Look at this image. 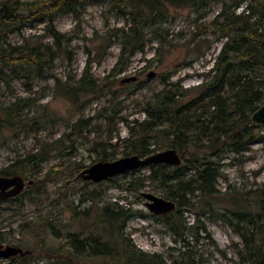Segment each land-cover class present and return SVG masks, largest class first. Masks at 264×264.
<instances>
[{
  "label": "rangeland",
  "instance_id": "1",
  "mask_svg": "<svg viewBox=\"0 0 264 264\" xmlns=\"http://www.w3.org/2000/svg\"><path fill=\"white\" fill-rule=\"evenodd\" d=\"M221 1L195 0L192 4L167 6L162 25L167 28L166 38L170 40L155 52L157 42L152 37L148 39L150 35L146 34L141 50H134L125 57V48L121 62L117 63L119 72H114L113 68H116L120 42L112 32L128 24L107 0L86 1L75 13L56 15L53 26L61 34L58 48L45 28V19L7 33L9 42H42L52 45L55 52L48 62L50 76L31 80L11 76L0 80V103L18 96L32 102L27 123L2 133L0 169L20 156L45 152L44 159L25 175L31 182L25 183L16 198L0 201V245L13 244L28 249L32 262L36 261L34 264H43L40 255L47 249L68 248L66 236L69 233H78L79 237L100 233L102 240L114 237L120 249L121 238L115 234L114 225L94 222L102 205L116 202L133 211L124 222L122 238L147 253H161L166 263L178 248L196 249L202 254L203 264H234L238 257L236 251L244 253L243 239L238 232L246 233L248 224L246 220L238 221L231 212L237 209L234 205L237 202L232 200L241 201L243 194L253 197L256 193H248L247 189L264 180V140H251L246 150L221 151L219 155L207 156L209 147L204 145L210 143L208 136L202 134L200 121L193 120L195 128L190 135L195 141L197 138L200 146L190 145L189 149L194 148L196 154L203 152L218 174L213 181L215 192L202 194L192 183V190L184 194L181 204L159 215L163 218L169 214L168 218L179 230L184 222L191 225L183 235L172 232L143 204V191L175 200L166 187L160 186L156 178L159 168L154 167L153 172L149 166H140L100 181L76 176L82 167L101 157L110 160L125 155V151L130 153L131 141L142 131L133 120L139 121L145 116L144 108L158 91L177 89L175 96L180 105L197 95V84L206 76L223 38L212 33L208 25L197 38L193 33L201 29L202 23L207 24L219 10ZM240 8L238 6L236 11ZM191 37L195 39L191 41ZM85 65L96 79L95 89L68 93L64 82L68 78H79ZM150 71L151 74H147ZM167 72V79L162 81ZM130 76L134 78L129 79ZM173 82L177 84H171ZM183 87L191 88L180 95ZM198 109L193 106L183 108L182 112L192 114ZM262 124L251 127V131L264 130ZM158 127L166 131V122L161 118ZM146 139L159 150L167 147L170 138L152 132ZM180 158L177 165L182 168L186 162L184 157ZM184 173L187 177L194 169L191 167ZM247 208L253 212L255 205ZM45 219L49 220L50 227L41 225ZM195 225L204 228L195 230ZM259 235L264 242V228ZM89 248L78 258L81 264H121L118 257L90 253Z\"/></svg>",
  "mask_w": 264,
  "mask_h": 264
},
{
  "label": "trees",
  "instance_id": "2",
  "mask_svg": "<svg viewBox=\"0 0 264 264\" xmlns=\"http://www.w3.org/2000/svg\"><path fill=\"white\" fill-rule=\"evenodd\" d=\"M86 1L90 0H0V80L11 76H21L26 80L50 76L48 62L54 57L52 55L55 52L52 45L42 42L30 43L26 40L12 43L6 39V35L17 30L21 25L45 19V28L52 35L55 48H58L61 34L53 26L55 16L63 12L75 13L76 9ZM107 1L128 24L126 28L119 26L112 32L120 42L116 68H113L114 72H119L120 67L117 63L121 62L125 48L127 47L125 57L134 50H141L146 34L150 35L148 39L152 37L156 40L155 52L170 40L166 38L167 28L162 25L167 16V6L192 4L195 0ZM202 6L201 3L200 7ZM238 6L241 8L236 11ZM207 25L212 33L223 39L212 58L211 65L207 68L206 76L197 84L199 88L197 95L189 97L183 105H180L175 96L177 89H161L150 105L144 108L145 116L139 121L133 120L142 131L134 142L131 141L130 153L144 155L157 150L146 139L151 137L152 132H156L169 137L166 146L173 147L179 156L184 157L186 163L182 168L179 165L165 163L146 165L153 172L154 167L159 168V171H156V178L160 186L166 187L169 195L175 198L176 206L182 203L181 198L184 194L192 190V183L202 194L216 191L213 181L218 174L217 169L211 167L212 161L207 160V156L219 155L221 151L246 150L251 140H264V130L258 132L250 129L255 125L263 124L248 120L250 112L264 100V0H229V2L222 0L219 10L207 24L202 23L201 29L195 31L193 36L197 38ZM195 37H191V41ZM168 75L169 72L162 77V81H165ZM64 83V89L68 93L77 94L92 92L96 86V79L91 76L85 65L79 78H68ZM190 88H181L180 95H185ZM31 105L32 102L24 96L0 103V138L4 130L18 129L27 123L29 119L27 114ZM193 106L199 107L198 111L192 114L182 112L183 108L190 109ZM160 118L166 122L165 132L158 127ZM193 120L200 121L202 134L208 136L210 143L204 145L209 147L207 156L203 152L196 154L194 148L189 149L190 145L200 146L196 142L197 138L195 141L190 135L195 128ZM129 128L131 130L132 126L129 125ZM130 153L124 152V154ZM44 156L45 152L41 150L20 156L1 168L0 174L19 173L25 177L30 173L31 167L43 160ZM101 159L105 160V157ZM191 167L194 173L185 177L184 171ZM247 192L256 194L253 197L243 194L241 201L235 198L232 200L237 202L234 204L237 209L233 208L231 212L237 216L238 221L246 220L248 224L246 233L238 232L243 239L244 253L236 251L238 257L234 264H264V242L259 235L264 228V180L256 187L247 189ZM18 195L19 193L7 198L13 199ZM253 205L255 210L251 212L247 207ZM132 213L131 209L124 208L116 202H108L100 207L94 217V222L98 225L102 223L114 225L112 228L117 230L115 234L121 238L120 249L117 248L118 241L114 237L102 240L100 233L88 237L69 233L66 236L68 248L59 246L54 250L47 249L40 255L44 259L43 264H81L78 258L84 250H88L87 247H90V253L114 255L119 258L121 264H203L202 254L197 253L196 249L178 248L173 258L166 263L161 253H147L122 238L124 222ZM153 215L179 235H183L191 226L184 222L179 230V227L168 218L169 214L164 215L163 218H159L160 214ZM41 225L51 226L48 219H45ZM195 226V230L204 228L203 225ZM32 257L29 252L14 254L0 260V264H34L36 261L32 262Z\"/></svg>",
  "mask_w": 264,
  "mask_h": 264
},
{
  "label": "water",
  "instance_id": "3",
  "mask_svg": "<svg viewBox=\"0 0 264 264\" xmlns=\"http://www.w3.org/2000/svg\"><path fill=\"white\" fill-rule=\"evenodd\" d=\"M147 74H151V71ZM128 78L133 79L134 77L130 76ZM128 78L125 80H128ZM248 120L252 123H264V100L250 112ZM180 160L181 158L179 154L173 147H166L144 155L130 153L110 160L98 159L82 167L76 176L91 181H100L140 166L158 163L177 165ZM30 182L29 179H26L19 173H13L10 175L0 174V199H5L8 196L18 194L25 183ZM141 195L145 199L143 204L146 206L147 210L153 214H164L175 208L176 203L172 199L148 191L141 192ZM27 252H29L28 249H22L16 245H0V258L3 259L10 255H21Z\"/></svg>",
  "mask_w": 264,
  "mask_h": 264
},
{
  "label": "flooded vegetation",
  "instance_id": "4",
  "mask_svg": "<svg viewBox=\"0 0 264 264\" xmlns=\"http://www.w3.org/2000/svg\"><path fill=\"white\" fill-rule=\"evenodd\" d=\"M7 198V197H6Z\"/></svg>",
  "mask_w": 264,
  "mask_h": 264
}]
</instances>
